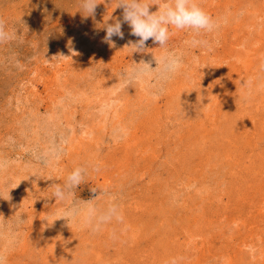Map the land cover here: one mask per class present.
<instances>
[{
    "label": "rangeland",
    "instance_id": "1",
    "mask_svg": "<svg viewBox=\"0 0 264 264\" xmlns=\"http://www.w3.org/2000/svg\"><path fill=\"white\" fill-rule=\"evenodd\" d=\"M196 2L215 31L170 28L134 52L127 24L103 40L117 0L92 16L81 0H0L5 264H264V0ZM169 54L181 67L165 79ZM76 167L84 182L55 200ZM92 198L122 221L83 226Z\"/></svg>",
    "mask_w": 264,
    "mask_h": 264
},
{
    "label": "clouds",
    "instance_id": "2",
    "mask_svg": "<svg viewBox=\"0 0 264 264\" xmlns=\"http://www.w3.org/2000/svg\"><path fill=\"white\" fill-rule=\"evenodd\" d=\"M97 0H81V6L85 16L95 14ZM152 6H157L156 11H150ZM116 8L122 9L121 18H108L112 23L105 21L104 42L115 47L113 37L124 38L122 25L127 24L130 29V35L137 37L135 42L129 41V47L134 52H143L146 49V42L150 39L153 43L163 47L170 37V28L177 30H190L195 35L202 32L211 33L219 27V22L207 14L196 2V0H117ZM12 36L5 31L4 22L0 20V43L10 40ZM198 41L193 40V43ZM73 54L76 53L73 51ZM162 66L163 78L167 79L170 74L179 71L181 59L174 54H169L158 62ZM146 64V63H144ZM148 65V64H146ZM144 75V69L133 70V74L127 77L126 83L131 84L139 80ZM87 170L83 167L74 168L66 178L63 186L52 184L54 189L53 197L55 200L64 201L72 190L79 187L84 182ZM96 193L95 189H90ZM96 198V197H95ZM95 198L89 199L87 212L83 216L82 224L91 228L92 231L98 232L102 226L115 219L121 222L123 217L120 215L119 208L114 202H110L108 207L103 211H98L93 204ZM80 215L78 207L68 209L61 218H75ZM6 257L0 254V264H5Z\"/></svg>",
    "mask_w": 264,
    "mask_h": 264
}]
</instances>
